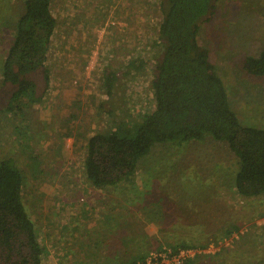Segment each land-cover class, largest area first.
I'll use <instances>...</instances> for the list:
<instances>
[{"label":"rangeland","instance_id":"374dc122","mask_svg":"<svg viewBox=\"0 0 264 264\" xmlns=\"http://www.w3.org/2000/svg\"><path fill=\"white\" fill-rule=\"evenodd\" d=\"M52 8L58 25L47 61L50 83L36 72L42 99L9 109L14 87L2 82L1 69L24 0H0V160L13 157L23 170V199L44 248L43 264H56L45 235L49 193L83 201V192L95 187L85 171L88 137L114 120L140 122L154 108L152 79L162 51L159 0H54ZM199 41L210 50L241 122L264 128V76L245 65L264 49V0H217L201 22ZM107 69L121 76L112 97ZM238 168L229 144L212 136L157 143L134 178L99 187L128 199L104 209L89 227L86 258L115 255L116 247L135 259L191 242L201 250L195 264H264V193L241 195Z\"/></svg>","mask_w":264,"mask_h":264},{"label":"trees","instance_id":"16d2710c","mask_svg":"<svg viewBox=\"0 0 264 264\" xmlns=\"http://www.w3.org/2000/svg\"><path fill=\"white\" fill-rule=\"evenodd\" d=\"M53 1L24 0L1 69L2 82L14 87L9 109H21L27 102L42 99L33 77L36 72L42 70L46 85L50 83L47 61L58 25ZM216 1L159 0L162 19L157 39L162 51L155 60L152 79L154 108L140 122L114 120L113 126L88 137L85 171L95 187L134 178L142 158L157 143L212 136L226 141L239 158L235 174L238 192L244 196L264 193V128L241 122L231 106L226 83L211 61L210 50L199 41L201 22L213 12ZM131 64L136 65L135 60ZM245 65L250 74L264 76V49L247 56ZM105 76L107 94L112 97L121 76L114 69H107ZM23 185V170L17 161L13 157L1 159L0 264H43L44 248L24 202ZM124 254L119 264H135L143 257L129 259ZM198 255L181 264H195Z\"/></svg>","mask_w":264,"mask_h":264},{"label":"crops","instance_id":"0c3cea01","mask_svg":"<svg viewBox=\"0 0 264 264\" xmlns=\"http://www.w3.org/2000/svg\"><path fill=\"white\" fill-rule=\"evenodd\" d=\"M83 193V201L77 200L75 195L49 193L53 202L50 203L51 216L45 225V235L51 251V260L55 259L56 264H119L122 252L119 250L117 253L116 247L115 255L110 249L109 255L106 252V255L100 258H86L90 252L88 229L101 220L104 209L111 211L115 209V205L126 202V194H118L115 190L102 191L99 187L87 189Z\"/></svg>","mask_w":264,"mask_h":264},{"label":"built area","instance_id":"2783aa9c","mask_svg":"<svg viewBox=\"0 0 264 264\" xmlns=\"http://www.w3.org/2000/svg\"><path fill=\"white\" fill-rule=\"evenodd\" d=\"M112 25L120 24L118 19H108ZM201 250L195 247L179 246L178 248L164 247L160 250H150L145 256L139 259L135 264H181L187 259L194 257Z\"/></svg>","mask_w":264,"mask_h":264}]
</instances>
